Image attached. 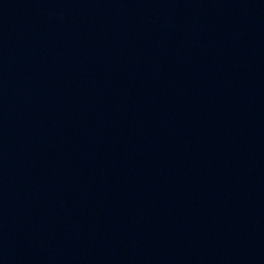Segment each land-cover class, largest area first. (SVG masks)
<instances>
[{"label": "water", "instance_id": "obj_1", "mask_svg": "<svg viewBox=\"0 0 264 264\" xmlns=\"http://www.w3.org/2000/svg\"><path fill=\"white\" fill-rule=\"evenodd\" d=\"M0 264H264V0H0Z\"/></svg>", "mask_w": 264, "mask_h": 264}]
</instances>
